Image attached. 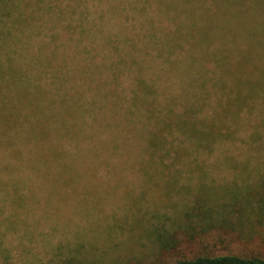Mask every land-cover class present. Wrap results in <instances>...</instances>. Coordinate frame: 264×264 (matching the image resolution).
Segmentation results:
<instances>
[{
  "label": "rangeland",
  "instance_id": "1",
  "mask_svg": "<svg viewBox=\"0 0 264 264\" xmlns=\"http://www.w3.org/2000/svg\"><path fill=\"white\" fill-rule=\"evenodd\" d=\"M191 2L202 15L198 25L213 33L203 45L208 53L203 70L171 64L198 53L173 46L169 54L171 47L162 42L167 16L153 1L32 2L33 14L12 30L0 60L4 68L14 64L29 94L52 102L51 129L42 142L22 140L26 134L20 130L22 159L6 157L15 167L3 179H22L20 191L29 198L16 224L0 223V264H162L228 253L264 258L260 241L238 240L222 229L194 231L193 237L182 230V213L197 195L212 202L217 186L239 189L261 180L264 91L247 100L236 121L226 116L231 137L217 139L211 152L195 148L174 129L168 141L183 142L189 150L179 160L152 161L142 135L147 122L142 132L141 121L123 119L138 76L152 80L160 95L176 96L178 111L193 103L203 117L221 113L213 107L228 91L222 84L231 86L221 56L237 60L250 52L264 66V4L223 0L208 17L207 0ZM65 110L70 115L63 119ZM253 132L260 136L250 140ZM216 195L228 199L225 192ZM1 204V217L15 211L4 199Z\"/></svg>",
  "mask_w": 264,
  "mask_h": 264
},
{
  "label": "trees",
  "instance_id": "2",
  "mask_svg": "<svg viewBox=\"0 0 264 264\" xmlns=\"http://www.w3.org/2000/svg\"><path fill=\"white\" fill-rule=\"evenodd\" d=\"M46 1L0 0V52L5 47L12 30L19 23L24 22L27 15L33 14L32 2L39 6L45 4ZM149 1H153L158 5L157 10L159 12L163 10L162 16H167L168 25L162 26L164 29L163 36L167 40L162 42L164 43L163 47L165 44L171 47L169 54L173 46L181 49L186 47V52L194 51L198 53L195 57L175 58L171 64L184 63L189 69L199 66V69L203 70L201 67L202 60L204 55L208 54L203 45L209 42L213 33L208 28L198 25L199 22L196 18H200L202 15H197L196 8L191 5V0H142L144 4ZM207 1L208 5L205 11L209 17L212 9L216 10L221 7L219 2H223V0ZM228 1L239 3V0ZM257 1L258 4H264V0ZM235 10L237 17L242 15L239 7ZM53 15L60 17V15L54 13ZM54 16L52 17L55 18ZM152 21L155 20L152 19ZM151 24L149 22V25ZM151 27L153 28V25ZM223 49L229 50L231 48L224 46ZM221 60L222 63L225 62L224 66H229L223 72L231 75L232 82L229 88L222 84V87L227 88L228 91L223 96L226 101L224 102L223 98L219 97L215 107H213L214 109H221V113L218 115L212 113L211 115L199 117L195 114L197 108L193 107V103L182 111H178L176 109V96L160 95L152 80H147L144 75L137 77L135 80L137 89L128 97L129 107L126 108L123 119L127 122L141 121L143 124L142 132L147 122L146 135L144 133L142 135L145 137L146 145L150 148L152 161H163L165 157L179 160L181 156L186 153L189 154L188 147L183 142L168 141L167 135L170 136L174 129L180 130L185 136L184 140L186 139L195 148L211 152L212 145L217 139L231 137L232 129L225 122L226 116H231L236 121L235 118L239 115L238 113L242 110V107L248 105L249 101L247 100L258 96L259 91H264V66H261L258 60L253 62L250 52L239 55L237 60H234L233 56H221ZM216 64H221V61H216ZM2 65L0 60V192L3 195V198L0 197V201L4 199L5 202H9L12 207L11 210L15 211L9 217L0 216V223L14 225L18 221V209L22 204L25 206L29 196L20 191L21 185L19 186L18 183L22 182V179L14 183L3 179L15 167L11 161H7L6 157L22 159L21 151L17 148L20 130H25L24 133L26 134V137H23L22 140L27 138L38 139L40 137V142L43 141L44 136L48 135L51 129L50 118L53 109L51 108L52 102H47L40 96V93L39 97L38 94L28 93V89L23 86V79L17 75L19 73L17 72L15 75L14 64L9 63L6 68ZM199 84L201 88L204 87L203 81ZM39 99L45 102L44 106L39 104L37 101ZM64 112H61L60 115L63 119H66L70 115V111L65 110ZM33 118L36 121L35 123H32ZM61 124L64 125V122ZM73 126H71V129H73ZM74 133L76 132L73 131L72 134ZM258 135L257 132H253L250 134L249 139L254 140ZM57 156L58 154L54 153L53 159H57ZM43 157L48 161L47 154L40 156L41 159ZM248 159L258 158L249 154ZM32 168L37 169V166L34 165ZM262 173L261 180L244 184L243 188L234 189L229 188L228 185L217 186V191L227 193L228 199L225 201L224 199L222 201L218 200L216 188H213L212 191L215 195L212 202H206L201 196L197 195L190 206L182 213L184 218L182 230L184 233L188 237H193L194 231L204 233L211 229H222L232 233L238 240L247 242L257 240L264 243V172ZM4 205H0V210H3ZM12 216L15 217L14 220ZM162 264H264V258L259 255L243 256L228 253L199 255Z\"/></svg>",
  "mask_w": 264,
  "mask_h": 264
}]
</instances>
